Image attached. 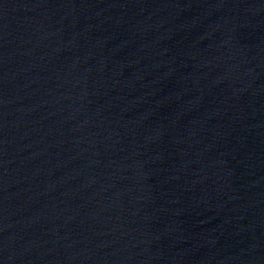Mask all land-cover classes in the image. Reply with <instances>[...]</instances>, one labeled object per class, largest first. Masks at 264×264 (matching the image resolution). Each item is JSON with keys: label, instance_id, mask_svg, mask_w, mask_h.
<instances>
[{"label": "water", "instance_id": "1", "mask_svg": "<svg viewBox=\"0 0 264 264\" xmlns=\"http://www.w3.org/2000/svg\"><path fill=\"white\" fill-rule=\"evenodd\" d=\"M0 264H264V0H0Z\"/></svg>", "mask_w": 264, "mask_h": 264}]
</instances>
